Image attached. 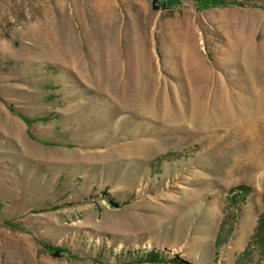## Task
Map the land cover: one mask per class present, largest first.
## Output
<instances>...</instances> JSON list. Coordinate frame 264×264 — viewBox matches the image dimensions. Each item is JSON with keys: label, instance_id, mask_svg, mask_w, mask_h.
Instances as JSON below:
<instances>
[{"label": "rangeland", "instance_id": "374dc122", "mask_svg": "<svg viewBox=\"0 0 264 264\" xmlns=\"http://www.w3.org/2000/svg\"><path fill=\"white\" fill-rule=\"evenodd\" d=\"M162 1L0 0V264H264V0Z\"/></svg>", "mask_w": 264, "mask_h": 264}, {"label": "trees", "instance_id": "16d2710c", "mask_svg": "<svg viewBox=\"0 0 264 264\" xmlns=\"http://www.w3.org/2000/svg\"><path fill=\"white\" fill-rule=\"evenodd\" d=\"M171 1L173 0H163L161 5L159 4H156L154 3L153 4V7L154 9H159L162 5H165V7H168L169 5H171ZM197 2H199L201 5L203 6H227V5H230V4H236V5H247L246 3L244 2H241V1H237V0H196ZM12 111H14L12 109ZM18 114L22 117V119L29 125L32 120L29 119L28 117H26L25 115L21 114L18 112ZM40 119V118H39ZM46 143H48L46 141ZM55 251H59V248H54Z\"/></svg>", "mask_w": 264, "mask_h": 264}, {"label": "bare ground", "instance_id": "6f19581e", "mask_svg": "<svg viewBox=\"0 0 264 264\" xmlns=\"http://www.w3.org/2000/svg\"><path fill=\"white\" fill-rule=\"evenodd\" d=\"M189 51H188V54L190 55V54H192L194 57H196V55H197V46H196V43H195V41H190V43H189ZM244 50V49H243ZM245 52H247V51H245ZM238 54V53H237ZM244 54V53H243ZM242 54V55H243ZM192 55H191V57H192ZM263 55H264V45H262L261 47H252L250 50H249V53L247 52V53H245L244 54V60H246V61H248V62H250L249 60H248V58H253L254 59V61H258V60H260L262 57H263ZM232 56V55H231ZM248 56V57H247ZM233 57V56H232ZM195 59V58H194ZM245 61V62H246ZM133 94V93H132ZM134 95V94H133ZM126 97H128V96H126Z\"/></svg>", "mask_w": 264, "mask_h": 264}]
</instances>
